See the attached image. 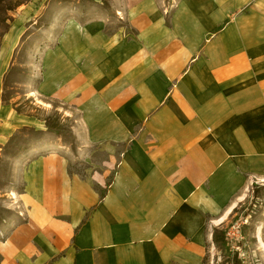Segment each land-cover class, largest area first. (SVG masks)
<instances>
[{
	"label": "crops",
	"instance_id": "obj_1",
	"mask_svg": "<svg viewBox=\"0 0 264 264\" xmlns=\"http://www.w3.org/2000/svg\"><path fill=\"white\" fill-rule=\"evenodd\" d=\"M113 10L132 32L69 22L39 84L78 110L80 151L100 163L72 172L74 150L52 141L15 158L23 216L2 230L0 264H204L254 185L264 195V0ZM6 115L0 150L23 127L45 130ZM253 224L264 261V217Z\"/></svg>",
	"mask_w": 264,
	"mask_h": 264
},
{
	"label": "rangeland",
	"instance_id": "obj_2",
	"mask_svg": "<svg viewBox=\"0 0 264 264\" xmlns=\"http://www.w3.org/2000/svg\"><path fill=\"white\" fill-rule=\"evenodd\" d=\"M114 2L115 0L0 1V97L3 108L0 113V130L4 121H9L6 113L11 112L36 118L46 125L43 131L33 127L19 129L0 150L2 237L6 236L2 230L7 229L13 220L23 216L17 200H13L11 194H16L21 189L19 174L14 171L17 156L28 152L37 143L52 141L58 146L68 145L74 150L72 172L85 175L89 173L91 163H100L102 156L99 154L88 150L80 151L82 140L77 135L82 117L78 110L60 100L39 94V84L45 73L46 54L57 45L69 22L87 23L108 18L110 22L105 28L107 33L120 29L125 34L132 32L126 19L114 12ZM257 188L254 185V193H251L250 198L219 228L224 233L231 223L242 218L249 219L244 232L250 241V249L239 253L244 256V261L238 259L237 254L232 257L226 245H214L207 246L204 264H264L256 247H253V223L264 217V195Z\"/></svg>",
	"mask_w": 264,
	"mask_h": 264
},
{
	"label": "built area",
	"instance_id": "obj_3",
	"mask_svg": "<svg viewBox=\"0 0 264 264\" xmlns=\"http://www.w3.org/2000/svg\"><path fill=\"white\" fill-rule=\"evenodd\" d=\"M254 190H251V193ZM248 218L246 219H240L230 224V226L227 227L226 230H224V238L226 242L227 249L229 250V253L232 257H234L236 254L238 255V259L243 260V257L239 255L243 250L250 249V241L248 237L246 236L244 229L246 224H248Z\"/></svg>",
	"mask_w": 264,
	"mask_h": 264
},
{
	"label": "trees",
	"instance_id": "obj_4",
	"mask_svg": "<svg viewBox=\"0 0 264 264\" xmlns=\"http://www.w3.org/2000/svg\"><path fill=\"white\" fill-rule=\"evenodd\" d=\"M0 1H2V0H0ZM46 123H47V126L49 127L48 121H46ZM50 128L54 130V127L50 126ZM257 193H260V191L257 192ZM213 243H214V245H218V246H222V245L225 246L226 245L225 238H224V233L221 230L216 229L214 231Z\"/></svg>",
	"mask_w": 264,
	"mask_h": 264
},
{
	"label": "bare ground",
	"instance_id": "obj_5",
	"mask_svg": "<svg viewBox=\"0 0 264 264\" xmlns=\"http://www.w3.org/2000/svg\"><path fill=\"white\" fill-rule=\"evenodd\" d=\"M32 95V94H31ZM34 95V94H33ZM15 196V197H14ZM13 199H16V194H12ZM224 221V220H223Z\"/></svg>",
	"mask_w": 264,
	"mask_h": 264
}]
</instances>
